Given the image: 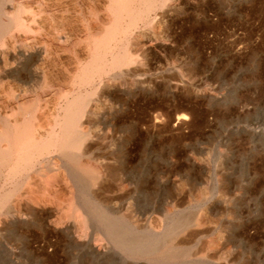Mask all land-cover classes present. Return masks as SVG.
I'll return each mask as SVG.
<instances>
[{
  "label": "rangeland",
  "instance_id": "rangeland-1",
  "mask_svg": "<svg viewBox=\"0 0 264 264\" xmlns=\"http://www.w3.org/2000/svg\"><path fill=\"white\" fill-rule=\"evenodd\" d=\"M128 1L0 0V21L19 17L0 39V132L21 146L67 99L88 107L78 177L55 151L17 191L2 180L0 264H158L95 232L91 196L190 263L264 264V0Z\"/></svg>",
  "mask_w": 264,
  "mask_h": 264
},
{
  "label": "bare ground",
  "instance_id": "bare-ground-1",
  "mask_svg": "<svg viewBox=\"0 0 264 264\" xmlns=\"http://www.w3.org/2000/svg\"><path fill=\"white\" fill-rule=\"evenodd\" d=\"M129 1H128V3H129ZM4 2L2 4H4ZM132 3H133V0H132L131 4ZM113 5H115V4L113 3ZM117 5H118V3H117ZM118 6H116V7H118ZM130 6L132 7V5H130ZM123 8H125V7L123 6ZM126 8H128V7H126ZM147 8H148V6H147ZM120 9H122V7H120ZM132 9L130 11H132ZM18 11H19V7H18ZM1 12L2 11H0V13ZM115 12H117V11H115ZM119 13L123 14L122 12H119ZM26 21H28V20H26ZM118 21H120V20H118ZM4 22H6V20H4ZM116 23H117V21H116ZM18 24H19V17L18 16H14V17L9 18L8 22L6 24L3 23L2 21H0V39L2 37L4 38V35L6 33H8V32L11 33V31H13L11 29H13V27H15ZM22 26H24V25L22 24ZM115 28H116V26H115ZM111 30H113V29L111 28ZM114 31H116V29H114ZM112 32H110V33H112ZM107 33L109 35L108 38L110 39L113 35L109 34V32H107ZM115 36L116 35H114V37ZM111 39H113V37ZM108 45H109V43L107 44V46ZM107 49L108 48H106V50ZM103 50H105V49H103ZM96 58H97V55H96ZM119 58H121V57H119ZM117 60H119V59H117ZM93 63H92V65H93ZM114 63L118 64V62H114ZM121 64H122V62H121ZM95 66H96V64H95ZM93 70H96V68L94 67ZM87 76H89V75H87ZM87 76H85V77H87ZM82 80H83V78H82ZM84 81H85V79H84ZM80 100L81 99H79V98L78 99L75 98L73 100L72 99L71 100L67 99V103H66V106L64 108V117L62 116L63 118L58 119L56 121V123H55V126L57 128L56 127L55 128L51 127L49 129H46L45 132H43V133H45L44 135H41L42 134L41 133L40 135L38 134V137H36V138L34 136H32L30 138H27L23 142V144H21V146H18L17 140L14 139L15 135L9 136L7 133L0 132V184L2 183V180H6V181L10 180V182L14 184V182L18 178L22 177V175L26 174V172L28 173L30 171H36V169L38 170L39 166L41 167V165L47 164V162H49L48 161L49 154H51L52 152H55V151L57 153L60 152V154L64 157V159H66L68 161L69 164H67V165L69 167H70V165L72 166L70 171H72V173L76 177H78V175H79L78 169L79 168L77 167V165H78L79 160L81 159V157L84 154V152L82 153L81 150L83 149V144H84V142L86 140V134L81 130V126H82V123H83V118H84V114H85L86 108H88L83 103L85 100L83 99V102L80 101ZM41 116H43V115H41ZM44 125H46V124H44ZM39 127H41V126H39ZM25 128H24V130H25ZM24 135L27 136V134H24ZM4 143H7V146H4ZM84 151H86V150H84ZM49 164H50V162L48 163V165ZM75 166H76V168H75ZM44 167L46 168V166H44ZM62 167H63V165H62ZM7 171H8V173H6ZM74 181H75V179H74ZM81 181L83 182V180H80V182ZM94 181L96 182V180H94ZM15 184L16 185L14 186L13 192L18 190V184L16 182H15ZM20 184H21V182H20ZM74 184H78V183H74ZM84 186H86V184L83 185V187ZM90 187H91V184L88 183L87 184V189L85 188L86 191ZM81 191L83 192V189ZM13 192L10 193V194L8 193V194H4V195H2V193L0 192V214L7 207L8 201L12 197ZM82 192H81V194H82ZM28 197H30V196L28 195ZM95 201H94V199L91 196V198L88 201L85 202L86 207L84 208V210H86V208L88 209L87 211H88L89 222H90V224H92L93 228L95 229V232L100 233V234L102 233L101 235H104L105 236L104 238L108 239V241L113 245L114 249L116 248V250H119L120 252L123 253V254L120 253L121 255H126V257L132 258L134 260L135 259H139V258H142V259H144V258L145 259L146 258H148V259L149 258H151V259L154 258L155 259L156 258L155 262H157L158 264H170V263H172L174 261L177 262L176 259H180L181 262H182V260L184 261V262L179 263V264H194V263H190V262L187 261V254L186 253H178L174 247L167 246L166 244H164L165 241L163 242L164 238L160 237L161 234H160V236H157V235L154 236V235L150 234V233L153 234V232L150 231V232H148V234H150V235L143 236V235L140 234V232H137L135 227L131 226L133 224L129 225L128 221L125 222L123 219L118 218V216L116 217L113 214L107 212L105 209L102 208L103 206L101 207V204L99 205L98 202L96 203ZM81 205H83V204H81ZM82 207H84V206H82ZM64 209H66V208H64ZM76 211H77V209H76ZM175 219H178V218H175ZM190 220H191V218H190ZM190 220L180 221V222H177L175 224L173 223V225L169 226V230L168 231L172 232V233H178L179 231L187 229L189 226H191L190 225L191 224ZM193 225H195V224H193ZM166 227H168V226H165V228ZM92 232H93V230H92ZM142 234H143V231H142ZM155 234H157V233H155ZM173 238H175V237H173ZM167 242H168V240H167ZM110 247H112V246H110ZM148 261H146V262H148ZM191 261H193V260H191ZM194 261H196V260H194ZM203 261H205V260H203ZM203 261H200L202 263H195V264H204ZM173 264H175V263H173Z\"/></svg>",
  "mask_w": 264,
  "mask_h": 264
}]
</instances>
